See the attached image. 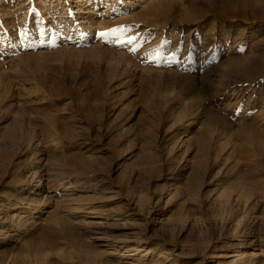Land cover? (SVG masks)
<instances>
[{
  "label": "rangeland",
  "instance_id": "obj_1",
  "mask_svg": "<svg viewBox=\"0 0 264 264\" xmlns=\"http://www.w3.org/2000/svg\"><path fill=\"white\" fill-rule=\"evenodd\" d=\"M0 264H264V0H0Z\"/></svg>",
  "mask_w": 264,
  "mask_h": 264
},
{
  "label": "bare ground",
  "instance_id": "obj_2",
  "mask_svg": "<svg viewBox=\"0 0 264 264\" xmlns=\"http://www.w3.org/2000/svg\"><path fill=\"white\" fill-rule=\"evenodd\" d=\"M232 254L234 255V253H232ZM244 254H245V253H244ZM234 256H235V255H234ZM240 256H241V255L239 254V257H240ZM243 256H244V255H243ZM246 256H247V255H246ZM239 257H238V258H239ZM240 258H242V257H240ZM240 258H239V259H240ZM233 260H234V259H233ZM234 261H235V260H234Z\"/></svg>",
  "mask_w": 264,
  "mask_h": 264
},
{
  "label": "snow or ice",
  "instance_id": "obj_3",
  "mask_svg": "<svg viewBox=\"0 0 264 264\" xmlns=\"http://www.w3.org/2000/svg\"><path fill=\"white\" fill-rule=\"evenodd\" d=\"M103 35V34H102Z\"/></svg>",
  "mask_w": 264,
  "mask_h": 264
}]
</instances>
